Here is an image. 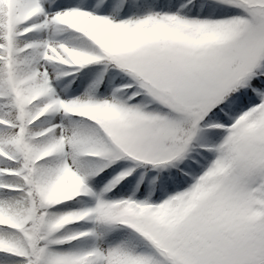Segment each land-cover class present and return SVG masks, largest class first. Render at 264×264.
Instances as JSON below:
<instances>
[{"label": "snow or ice", "instance_id": "obj_1", "mask_svg": "<svg viewBox=\"0 0 264 264\" xmlns=\"http://www.w3.org/2000/svg\"><path fill=\"white\" fill-rule=\"evenodd\" d=\"M0 264H264V0H0Z\"/></svg>", "mask_w": 264, "mask_h": 264}]
</instances>
